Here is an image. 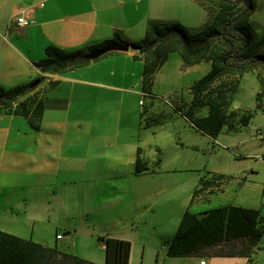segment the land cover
I'll use <instances>...</instances> for the list:
<instances>
[{"label": "crops", "instance_id": "1", "mask_svg": "<svg viewBox=\"0 0 264 264\" xmlns=\"http://www.w3.org/2000/svg\"><path fill=\"white\" fill-rule=\"evenodd\" d=\"M5 9L0 87L11 89L41 78L36 91L42 93L44 110L38 130L27 118L0 110V231L50 248H59L58 242L68 236L61 251L95 264H105L106 247L99 239L109 237L132 243L130 264L136 251L141 260L152 256L161 264H248L246 258H170L167 246L159 248L153 242L171 240L186 210L209 201V194L225 184L205 188L191 203L193 189L202 187L200 179L195 181L188 201L181 202L182 210L166 200V226L160 228L162 210L156 208L162 192L154 186L159 166L149 168L146 163L154 158L156 165L161 164V152L157 145L146 149L143 139L153 130L146 122L167 113L152 103L148 107L146 98L163 99L192 126L168 101L185 99L175 81H170L164 96L155 93L154 81L151 92L144 95V64L134 60L137 52L132 48L63 74H44L36 66L48 46L73 51L116 36L125 43L137 42L145 37L150 21L202 28L209 15L201 4L197 0H1L0 14ZM20 11L34 22L31 26L11 25ZM12 30L17 33L10 38ZM191 87L184 102L192 99ZM207 114L204 109L197 116ZM139 149L141 172L136 166ZM52 230L53 238L47 237Z\"/></svg>", "mask_w": 264, "mask_h": 264}, {"label": "trees", "instance_id": "2", "mask_svg": "<svg viewBox=\"0 0 264 264\" xmlns=\"http://www.w3.org/2000/svg\"><path fill=\"white\" fill-rule=\"evenodd\" d=\"M208 12L209 18L202 28L192 29L178 22L150 21L142 40L130 45L137 52L135 61H142L143 92L149 94L155 76L168 62L171 54H178L184 67L201 63L211 64L210 71L195 82L189 103L175 105L177 110L195 128L216 139L230 118L238 113L231 110L234 95L241 79L249 73L256 75L260 89L264 79L256 74L264 66V28L262 33L253 24V16L259 9L260 0H197ZM113 41H122L118 36L94 47L67 51L55 46L45 49V58L37 63L44 74H63L84 67L92 61L82 57ZM117 52H113L114 54ZM110 54V53H109ZM108 55V54H107ZM33 80L26 85L11 89L0 87V110L10 115L22 116L29 120L35 130L43 116V101L38 99ZM257 95V110L264 112L261 98ZM25 100L22 101V99ZM206 109L207 116L198 117ZM253 114H243L239 124L247 127ZM138 150L137 171L143 166ZM212 182L200 179L201 188L194 191L191 203L209 186H220L222 177ZM264 225L258 210L223 206L210 211L194 214L187 210L181 218L174 237L166 241L167 256L170 258L213 257L246 258L252 264V256L260 248ZM106 247L105 264H130L132 243L116 238H100ZM0 264H95L72 254L50 248L0 231Z\"/></svg>", "mask_w": 264, "mask_h": 264}, {"label": "rangeland", "instance_id": "3", "mask_svg": "<svg viewBox=\"0 0 264 264\" xmlns=\"http://www.w3.org/2000/svg\"><path fill=\"white\" fill-rule=\"evenodd\" d=\"M4 13H6V9L0 14V46H3L2 43L5 42L3 39L5 35L1 33V26L6 19ZM121 23L123 24V22ZM253 24L262 33L264 0H260L259 9L253 16ZM16 33L14 30L10 31L9 37L13 38ZM210 68L209 63L184 67L179 55L172 54L166 66L154 79L155 93L164 96L170 81H175V87L186 99L189 97V88L204 77ZM256 74L264 79V66L257 67ZM261 91L264 94V88L260 89L256 75L249 73L241 79L231 107V110L237 111L238 115L234 119L229 117L230 122L225 124L216 139L199 131L193 125L191 126L189 122H185L173 111V108L165 104L163 99V101L156 99V102H152L150 98H146L149 103L148 107L152 103L155 108H160L167 113L165 116L158 117L156 121L151 119L146 122L153 130L151 133L148 132L149 136L144 135L143 139L147 146L146 149L148 146L157 145L161 152V164L158 162L156 165L154 158L146 163L149 168L159 166L156 169L158 172L154 176V186L160 188L162 192L158 202L160 207L156 208L162 210L160 228L166 226L163 219H167L166 213L163 211L168 206L165 204L166 200H171V207L182 210L184 207L181 202L188 201L191 185L195 181L202 178L212 180L219 176L225 182L222 190L209 194V201L194 203L187 210L194 214H201L223 206H240L258 210L264 225V112L257 110V95ZM185 99L180 101L179 98H175L174 101L172 99H168V101L175 105L184 102ZM261 103L264 104V97L261 98ZM248 111L253 114V117L249 125L243 127L239 124V118ZM171 207L168 209L169 213L173 212ZM53 234L55 232L52 230L47 234V237L53 238ZM67 239L68 236L66 241ZM66 241L58 242L60 251ZM153 242L159 248H166L165 239ZM259 247L256 254L252 256V264H264V230ZM197 259L200 258L197 257ZM133 264H161V260L157 261L149 256L143 261L136 251Z\"/></svg>", "mask_w": 264, "mask_h": 264}, {"label": "water", "instance_id": "4", "mask_svg": "<svg viewBox=\"0 0 264 264\" xmlns=\"http://www.w3.org/2000/svg\"><path fill=\"white\" fill-rule=\"evenodd\" d=\"M130 48H132V46L129 43H125L123 41H113V42H110V43L106 44L105 46H103L99 49H95V50L91 51L90 53L84 55L82 57V59L83 60H89V61H95V60H98V59L102 58L103 56H105L109 53L128 52ZM39 84H40V81H36L33 83L32 87H36Z\"/></svg>", "mask_w": 264, "mask_h": 264}, {"label": "built area", "instance_id": "5", "mask_svg": "<svg viewBox=\"0 0 264 264\" xmlns=\"http://www.w3.org/2000/svg\"><path fill=\"white\" fill-rule=\"evenodd\" d=\"M33 21H29L24 17V11H20L12 20L11 25L16 27L17 29H22V28H26L29 27L33 24ZM40 72L41 69L39 68ZM35 93L38 94V99H42V93L40 94L39 92L35 91ZM144 95H148V94H144ZM141 104H143V102H141ZM62 235H58L57 239H62ZM201 264H205V262L203 261Z\"/></svg>", "mask_w": 264, "mask_h": 264}]
</instances>
